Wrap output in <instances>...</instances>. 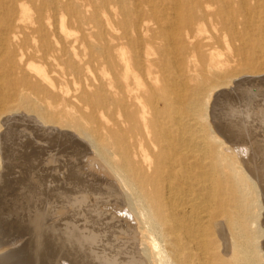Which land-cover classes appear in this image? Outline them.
<instances>
[{
	"label": "bare ground",
	"instance_id": "bare-ground-1",
	"mask_svg": "<svg viewBox=\"0 0 264 264\" xmlns=\"http://www.w3.org/2000/svg\"><path fill=\"white\" fill-rule=\"evenodd\" d=\"M23 1L0 0V199L17 162L32 176L58 163L46 180L82 169L118 192L103 213L140 241V264H264L254 150L219 112L242 81L264 77V0H26L36 17ZM247 47L261 72L238 71L251 68ZM1 238L0 264L17 263L20 241Z\"/></svg>",
	"mask_w": 264,
	"mask_h": 264
},
{
	"label": "rangeland",
	"instance_id": "rangeland-1",
	"mask_svg": "<svg viewBox=\"0 0 264 264\" xmlns=\"http://www.w3.org/2000/svg\"><path fill=\"white\" fill-rule=\"evenodd\" d=\"M131 2L133 5V1ZM21 4L25 7V12L28 13V16L31 17L37 16V11L35 10V7L31 3L25 0ZM38 5L40 6L41 2H39ZM4 13L5 11L0 10V16L1 14H3L2 18L4 17ZM111 16L113 20H115V22L121 21L123 18L120 13V10L116 11V13L115 12L113 13V11H111ZM57 17L60 16L57 15ZM240 31H242V29ZM258 38L259 37L257 36L251 37L253 41L249 44L254 45L255 41H259ZM248 47L242 50L241 58L248 60L247 63L251 68L242 67L240 68V70H238L246 73L252 72L251 69L252 68L254 69L257 66L256 65L257 62L262 61V59H259L260 55L262 54L260 52L255 53L251 51ZM218 50L228 55L229 49L224 42L222 44V48H219ZM223 60H231V59L226 56L223 57ZM253 71L261 72L262 69L255 68V70ZM98 74L99 72L97 71L96 68V73L92 74V77H95V75ZM185 74L186 75L190 74V71L185 69ZM263 83H264V77L253 78V79L250 78L248 80L242 81L238 88L239 90L237 92L238 94L233 93V96L227 95L221 101L220 103L221 105L219 106V112L220 114H222L221 115L222 117L224 116L223 119L224 121L226 120L229 124L231 123V125L235 126L237 129L242 128L243 131H241L242 132L241 135L238 134L235 138H233V140L234 142L236 141L237 143L242 142L244 143V145L247 146L251 145L255 155L254 157L255 159L253 161L255 167L254 170L258 178L260 179L261 186L264 188V130H263L264 129V84ZM98 84H99L98 82L94 83V85H98ZM67 85H74V84L62 82V87L64 88L63 91H66ZM242 109L243 110L247 109L248 113H250L249 115H247L246 113L244 114V116H246L247 119H249V121L246 120V117L243 118V113L238 112L240 110L242 111ZM240 114L242 115V117ZM48 156L46 158H48ZM17 164L18 165H16V167L18 168L16 167L14 168L13 174L11 175L12 178L10 176L11 179L0 199L1 200L0 201V234L1 237H3L1 238L3 239L2 240L3 247L11 246L14 242L20 241L19 248L20 249L22 248L23 253H27V255L21 253V255H19L18 258L19 261H16L17 263L15 264H140L139 262L140 260L138 261V259L140 258L137 256V253H141V246L139 243L140 241L135 242L133 240H129L130 237H127L126 239L127 241H125L124 236L120 234L121 231L119 230V225L115 223L114 219L111 216L109 215L104 216L105 214L103 213L107 205L110 204L118 205L119 203H121L120 201L121 197H119L120 195H118V192L117 193L114 192L113 190L107 188V186L105 187V185H103L102 187L100 182L98 181L93 180L94 182H91L92 179L88 183V180L90 178H88V176L84 173V170L82 169H80V171L75 174L76 177L74 175L75 178H72L70 180L64 178L66 173L69 172L71 167L70 165L68 166V164L66 166V163L65 164L63 163V166L65 167L62 168L65 171L63 170V172H61V170L59 169L60 172H58L59 170L55 172L56 177L61 178L60 179L61 181L65 179V182L62 184L58 183L59 179L55 183L50 182L49 179L47 180L45 179V176H47L46 174L49 171L47 165H49V168H54L55 166L58 165V163L51 164L46 161L45 163L43 162L44 166H42V164L40 165L44 167L43 171H41L43 168L37 164L36 168L34 169L32 168L33 176L35 177L32 176V173L30 175L27 174L26 167L24 165H23L24 166V170H23V166L21 165L22 163L19 164L17 162ZM18 172H21V174L20 173L18 174ZM41 172H44V174H41ZM84 176H87L86 177L87 180H85ZM16 177L19 178V182H17L18 180L15 181L12 180L13 178ZM41 177H44V179ZM71 181L72 182L75 181L76 183H72ZM83 181L84 182L86 181L85 182L86 184H84ZM67 182L69 183V185ZM95 182H97L96 184L99 187H96V184H94ZM47 183L49 184V186L47 185ZM65 183L66 185H64ZM52 185L54 187H52ZM87 185L90 186V188H88ZM62 186L64 187L66 186V187L64 188ZM58 187L60 190H58ZM95 187L97 190L96 189L93 190V188ZM56 188L58 191L56 190ZM103 188L105 192H103L104 191ZM118 190H120V188H118ZM63 191L65 192V194L63 193ZM50 192H53V194L55 195L53 196V194ZM56 192L58 193L56 194ZM59 193H61V195ZM95 193L97 194L95 195ZM105 193L108 194L106 195ZM91 199L94 201H92ZM97 200L99 203L95 204L97 203L95 202ZM88 202L92 205H90ZM94 204L96 205V207ZM88 205L90 206L89 209H88L89 207ZM102 214L103 217L102 216L100 217V215ZM25 245L28 251L25 249ZM24 250H26V252H24ZM261 255H262L261 257H264V251Z\"/></svg>",
	"mask_w": 264,
	"mask_h": 264
}]
</instances>
